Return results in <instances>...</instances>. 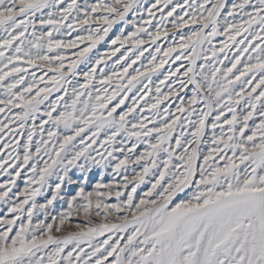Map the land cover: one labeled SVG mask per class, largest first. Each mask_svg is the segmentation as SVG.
<instances>
[{
	"label": "snow or ice",
	"instance_id": "1",
	"mask_svg": "<svg viewBox=\"0 0 264 264\" xmlns=\"http://www.w3.org/2000/svg\"><path fill=\"white\" fill-rule=\"evenodd\" d=\"M117 25L109 51L93 57ZM190 25L198 27L177 43ZM62 29L87 34L66 40ZM170 31L158 61L157 41ZM173 53L187 69H169L153 94L152 75ZM81 63L88 69L78 73ZM30 67L46 71L28 79ZM172 97L174 110L165 105ZM0 115V264H264V0H0ZM132 165L140 171L122 182L85 190L95 170L119 175ZM129 184L124 201L103 202ZM57 202L67 210L54 215ZM94 209L102 221L93 223Z\"/></svg>",
	"mask_w": 264,
	"mask_h": 264
},
{
	"label": "rangeland",
	"instance_id": "2",
	"mask_svg": "<svg viewBox=\"0 0 264 264\" xmlns=\"http://www.w3.org/2000/svg\"><path fill=\"white\" fill-rule=\"evenodd\" d=\"M96 0H89V3H95ZM154 2V0H145V6L147 7L148 5L152 4ZM176 2H179V3H183L184 0H173V3H176ZM191 2V0H190ZM197 3L200 2V0H196ZM233 2V0H229V3ZM80 3H83V0H80ZM172 7V5H169L168 8L164 9V13H167V11L170 10V8ZM185 9H179L176 13V15H180L183 13ZM156 11V10H154ZM162 15V13L156 11V20L153 21V25L154 26H158L157 25V21L159 20L160 16ZM129 19H131V15L129 16ZM138 19V18H137ZM174 18L173 17H170L169 18V21H172ZM185 19H188V17H185ZM94 27V26H93ZM122 27V25H117L113 28V30L109 33V37L106 38V40L102 43H100L99 45H97V47L92 51L91 55L94 57L96 56L97 54L99 53H103V52H107L109 51V43H110V40L112 38H114L115 35L119 34V29ZM169 27H170V24H169ZM198 27L197 25H190L188 28H183V29H180L178 31L175 32V39H176V42L179 43V37L180 35L183 33V34H189L192 29ZM129 29H126L125 32L129 31ZM153 28H150L149 31H152ZM68 29H62V32L65 33V35L62 37L66 40H70V39H74L77 35H86V31L84 29H80L79 32H71L70 35H68ZM173 32L170 31L169 32V35H168V38L167 39H164L162 38L160 41H157L158 44L162 45V51L158 57V61L160 58H163V50L166 49L168 47L169 44L172 43V40H173ZM225 39L224 37L220 36V37H217L213 43L217 45V47H219V44L220 42ZM81 48L84 47V45H81L80 46ZM126 47H130V46H126ZM145 48H150V50H154L155 48V45H152L151 47L148 45V44H145L144 45ZM205 49H207V45L204 46ZM63 51V50H61ZM76 51V50H67L66 51V54L70 57V58H74L73 57V52ZM125 49H121V52H124ZM232 52H235V47H233V49L231 50V52H229V59L228 60H224V65H229V61L231 60V53ZM179 53H173L172 54V58H169L168 59V62L164 65V67L162 69H160L157 73L153 74L152 75V85L150 87H152L153 89V94H154V90H155V85H158L160 80H162L164 78L165 75H167L169 69L171 70H175L177 67H180V72L177 73V75H181L182 76V73L187 69V66H188V61L183 59V57L181 58V60H174L175 56L178 55ZM120 53H117V56H119ZM210 55V53H209ZM221 58H223V54H221ZM116 59V57H112V59H110L108 61V64L111 65L113 63V61ZM144 63L146 64L148 59H149V52L146 51L144 53V56L141 58ZM157 61V62H158ZM215 61V58L213 59L212 62ZM203 60H197V64H203ZM183 65V66H181ZM140 62H137V64L133 65V68H138L140 67ZM218 67H220V65H217ZM103 67V65L101 66ZM239 67V66H238ZM88 69V65L86 63H81L79 65V67L77 68V72L78 73H82L84 71H87ZM105 72H108V68H105L104 69ZM46 71V69H39V68H29L28 70V79L31 78V74L33 72L36 73L37 77H39L40 75L43 74V72ZM129 71L131 72L132 69H129ZM23 75V74H22ZM53 74L52 73H48L47 76H45V79H48L52 76ZM97 75L99 76V69L97 70ZM184 79H187V77H183ZM11 79V78H9ZM79 79L82 81L83 80V77L80 76ZM176 81V77L173 76L171 78V80L166 84V85H160L161 89L164 91V92H167L168 88L169 87H172L174 82ZM7 83V81L5 82ZM42 86V85H41ZM192 86L189 85L188 88L183 91V92H180L179 96L180 97H185V93L187 92L189 95H190V90H191ZM57 94L54 93L53 96L51 97V99H54L55 96ZM136 95L135 93V90L132 94H129V99L125 102L126 105L127 104H131V101H132V98L133 96ZM149 99H152V96H149ZM47 102H45L46 104ZM143 103L145 102H142V106H143ZM179 103V99L177 97H172L170 100L168 101H165V105L167 104H172V110L175 109L176 105ZM165 105H161V109H163V107ZM197 107H203V105H197ZM118 112L120 111V109L117 110ZM139 111V109H138ZM147 115V113H145ZM214 115V114H213ZM0 119H3V115H0ZM209 120L211 121V117H209ZM258 122V121H257ZM13 127H15L13 125ZM149 127H151V124H149ZM219 131V130H218ZM210 135V133H209ZM205 139L207 140L208 137L206 136ZM144 150V145H141L140 148L138 149V151H143ZM221 164H223V162L221 161ZM133 169H135L137 172L140 171V168L139 166L137 165H132L128 168L127 172L125 173L123 170L121 171V173L119 175H117L116 173L113 172L112 168H108L107 170L105 171H101V170H95L91 176H90V180L85 184V190L86 191H94V186L97 182H101V183H104V184H110V183H120L123 181V176L125 174L129 175V176H132L133 175ZM198 178V177H197ZM7 179L6 176H4L2 173H0V183H3L5 180ZM152 177L149 176V177H146V182L145 183H142L138 188H137V191H136V194H135V199H134V202L135 203H138L139 202V199L141 197L144 196V193L148 191V189L150 188V183H148L147 181L151 180ZM24 178L22 177L21 179L17 180V187L16 188H13V192H15L17 190V188H20V189H23L24 188ZM132 185L129 184V187L128 189H119L120 191H123L125 194L123 196L120 197L119 200H117L116 196H115V192L113 191V194L111 196V198H108V197H104L103 198V202L104 203H107V204H117V203H121L122 201H124L126 199V196H127V193L130 191ZM101 191H104V192H107L108 189H102ZM193 191V189L189 188V189H186L185 192L183 194H181V196H177L174 198L173 200V205L175 203H178L180 202V200L182 198H184L185 196H188L191 194V192ZM155 195V194H154ZM37 200L39 202H43V198L42 197H37ZM173 205H170L173 206ZM7 208L5 205H2L0 204V217H3L4 213L6 212ZM67 210V206L65 204H63V202H57V204L55 205V209L53 211L52 214L54 215H58L60 212L62 211H66ZM121 215H127V212H124V213H121ZM9 218H12L11 216H9ZM37 219H43V215L41 214L39 217H37ZM110 221L112 222H116L115 220V215H112L109 217ZM92 220H93V223L97 222V221H102L103 220V214L100 216V217H97L95 216V209L93 210V217H92ZM50 222V221H49ZM72 222L73 224L75 223H81L83 224V216H79V217H72ZM55 227V225H54ZM72 231H75L76 229L73 227L71 229ZM130 231V230H129ZM65 233H58L57 235H64ZM111 235V234H105L104 236H101V237H98L96 240L93 241V243H99L100 241L104 240V239H107L108 236ZM117 236L120 235V234H116ZM82 247H85L87 248V245H82ZM91 249H89L90 251ZM111 259V258H110Z\"/></svg>",
	"mask_w": 264,
	"mask_h": 264
}]
</instances>
